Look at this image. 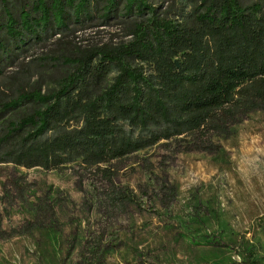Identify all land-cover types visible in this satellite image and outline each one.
Returning <instances> with one entry per match:
<instances>
[{"label": "trees", "instance_id": "16d2710c", "mask_svg": "<svg viewBox=\"0 0 264 264\" xmlns=\"http://www.w3.org/2000/svg\"><path fill=\"white\" fill-rule=\"evenodd\" d=\"M185 1L174 18L154 0H0V74L46 41L53 49L37 58L65 64L52 89L19 86L0 101L10 111L0 119V163L78 160L110 180V167L138 150L224 133L264 109V0ZM94 18H121L127 38L61 49L60 36Z\"/></svg>", "mask_w": 264, "mask_h": 264}, {"label": "rangeland", "instance_id": "374dc122", "mask_svg": "<svg viewBox=\"0 0 264 264\" xmlns=\"http://www.w3.org/2000/svg\"><path fill=\"white\" fill-rule=\"evenodd\" d=\"M186 3L154 0L174 18ZM119 19L74 27L61 49L125 40ZM53 47L33 44L3 68L0 101L19 86L55 87L64 62L37 58ZM110 168L109 180L78 160L0 163V264H264V109L224 133L158 142Z\"/></svg>", "mask_w": 264, "mask_h": 264}]
</instances>
